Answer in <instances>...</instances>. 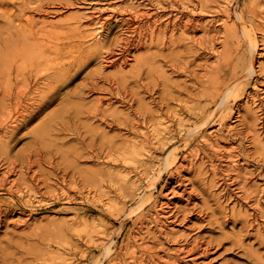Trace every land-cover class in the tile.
Listing matches in <instances>:
<instances>
[{"label":"rangeland","instance_id":"374dc122","mask_svg":"<svg viewBox=\"0 0 264 264\" xmlns=\"http://www.w3.org/2000/svg\"><path fill=\"white\" fill-rule=\"evenodd\" d=\"M92 1L0 0V177H8L5 188L0 187V209L6 213L0 216V263L5 255L10 264H38L43 254L48 258L65 257L71 243L81 264H94L100 253L92 252L82 259L83 246L75 237L69 238L79 226L73 222L75 208L83 207L72 189L76 185L73 181L79 182L81 170L108 172L102 157L111 147L117 148L131 138L121 123L143 122L146 118L155 126L161 121L172 125L171 135L151 139L158 152L147 167L156 185L146 188L145 184L133 205L128 200L132 209L147 198L146 211L157 203L151 213L159 215L163 224L144 226V231L149 229L150 235H145L148 243L162 250V256L178 257L180 264H264V154L259 148L264 146V73H260L264 66V32L250 26L246 29L257 42L254 66L258 73L238 103L230 100L234 118L220 124L217 115L202 129L203 135L195 134L191 142L195 158H188L180 166L189 152L180 137H186V130L200 127L185 115L186 127L179 133L174 111L179 101L187 102L197 92L196 78H201L206 67L217 64L224 31L221 23H214L219 17L213 8L198 15L197 29L176 34L174 45L171 33L165 41L162 36L158 39V33L138 41L143 33L127 32L114 19L101 29L91 21L93 12L104 10L103 4L111 2L125 16L134 6L159 15L163 21L168 12L164 0ZM184 1L177 0L182 11ZM212 1L214 5L223 3ZM263 1L232 0L231 23L239 22L253 3ZM107 13L102 12L104 16ZM27 18L39 38L52 43H61V39L41 36V29L78 20L86 35L85 46L96 53L77 76L53 89L56 78H49L52 71L37 59V55H43L32 52L27 31L23 33L19 27V19L26 24ZM261 21L264 27V15ZM212 38L217 39L213 50L196 49L197 40L208 42ZM248 48L246 40L240 52L244 60L252 51ZM47 54L54 57V53ZM108 58L114 65L107 64ZM171 65H176L177 71ZM240 86L244 88V83ZM50 92L53 95L46 99ZM99 100L103 106L95 117ZM21 115L25 118H20L19 128L5 135L8 119ZM255 130L262 133L261 143L255 139ZM7 140L11 141L9 146ZM172 149L171 169L180 168L176 179H170L164 171V158ZM90 150L101 153L98 161ZM122 171L116 169L114 176H122ZM12 182L19 188H12ZM29 191L37 193L28 196ZM111 191L107 189L113 198ZM98 214L91 208L88 216L93 219ZM130 226L128 223L126 228ZM117 228L119 223L114 222L110 231ZM181 246L194 251L189 255L178 253Z\"/></svg>","mask_w":264,"mask_h":264},{"label":"bare ground","instance_id":"6f19581e","mask_svg":"<svg viewBox=\"0 0 264 264\" xmlns=\"http://www.w3.org/2000/svg\"><path fill=\"white\" fill-rule=\"evenodd\" d=\"M97 1L93 0L92 2L96 3ZM163 3L167 5L168 9V12L163 16V21L159 15L138 10L134 6H132V9L125 16V14L123 15L117 12L111 2H107L101 7L108 12L105 16L102 14V12H105L104 10L94 11L91 21L99 25L102 29L105 26H109L107 24L108 20L114 19L118 23L120 22L127 32L135 33L139 30L143 33V35L139 34L138 41L144 37H153L156 33H158V39L162 36L163 41H165L166 37L171 33L170 40L171 44L174 45L176 41L173 38L176 34L194 32L197 29L196 17L207 12H212L211 9H214L215 16L219 17L214 23H221L219 25H222L224 30L222 39L220 40L222 51H220V55L217 58V64L210 68L206 67L201 78H196L197 86L194 90L197 92L189 97L186 100L187 102L178 100V107L174 111V118L180 127L179 133L184 131V127H186V123H184L185 115L193 118L197 126L199 125L198 127H200L193 130H186V137L181 136L179 139L186 141V147L189 150L182 162H179L180 166H182L188 158H195L194 151L191 147L193 136L195 134L203 135L202 129L210 126L217 115H220L217 120L220 124L226 120L233 119V108L229 104L231 103L230 100L238 103L245 96V88L251 83L252 77L258 73L254 66V61L257 56V42L255 41L254 34L246 29L250 26L252 30L258 29L264 32V27H262L263 21H261L264 15V10L262 9L264 3H253L239 17L240 21H234L233 23H231L232 0H223V3L220 5H214L212 0H186L182 2L185 11L180 10L177 0H164ZM19 27L23 33L27 31L31 41L30 47L32 52L36 51L38 54L43 55V57L37 55V59L41 64L48 66L47 69L49 71H52L48 75L49 78L51 76L56 78V84L53 89L58 88L60 83L64 84L69 79L77 76L82 67L96 53L95 49L85 46L86 35L83 34L81 30L82 24L78 20L73 23L64 22L62 25H52L53 29L49 30L45 28L41 29V36L49 35L53 41L61 39V43L41 40L38 36L39 32L34 30L29 18L26 19V24H22V19H19ZM241 29L245 40L242 39ZM216 40V38H212L208 42L197 40L196 49H202L203 51L207 49L213 50ZM246 40L249 48H252V51L248 54L249 58L244 60L240 56V52ZM124 41L127 44L130 42L128 38ZM47 53H54V57H49L50 55ZM106 61L108 65H114V61L110 60V58L106 59ZM48 62L51 63V66ZM123 65H126V62ZM172 69L177 71L176 65H173ZM260 73H264V66L261 67ZM244 80L246 82H243ZM36 83L39 84L38 81ZM242 83H244V88L240 86ZM51 93L46 99L50 95H53ZM256 101H253V105ZM97 104L94 111L95 117L98 115V110L103 106L100 100ZM248 110L253 111L250 106H248ZM256 114V111H254V115ZM21 117L25 118V116L21 115L19 118L17 116L16 118L10 117L8 119V124L5 127V135H10L19 128ZM257 118L259 117L256 116L255 120ZM121 124L127 128L131 138L125 140L117 148L115 146L111 147L105 153L104 157H102L109 171L81 170L79 174L80 180L78 182L82 183L81 187L78 186L76 180L73 181L76 185L72 189L76 192L77 197L81 199L83 207L75 208L73 222L79 226L74 233H70L69 238L73 239L75 237L77 243L83 246L82 259H86L89 253H100L94 259V264H180V259L174 255L168 254L166 257L162 256L160 254L162 250L157 249L154 244L148 243L147 238L149 237L145 236L146 234L150 235L149 229L144 231L146 224L153 222L157 225L163 224L159 215L154 217V214L151 213V209L156 208L157 203L146 211L148 199L143 197L138 206L132 209L128 207L130 202V205H133L136 197L140 194L139 191H141L145 184H147L146 188L156 185L155 181L150 180V168L147 167V163L153 162L154 160L152 155L158 152V148L151 145V139H157L160 136H165V134H170L171 131L169 132V130L172 125L168 126L166 122L161 121L155 126L147 122L146 118L143 122L140 120H126ZM141 130L144 132L142 133ZM254 132L255 139L261 143L262 133L258 130ZM6 137L3 138L6 139ZM10 137L12 138V136ZM177 138L175 137L174 140ZM10 143L11 141L7 140L6 146H9ZM161 144L166 145L165 143ZM259 148L264 154V146ZM90 152L93 153L92 158L98 161L101 153L91 150ZM161 153L166 154L164 150ZM174 154L175 152L172 149L164 158V171L169 174L170 179H176V172L178 175L180 169L179 167H175V170L171 169L174 163L172 160ZM229 154L231 155L232 153L230 152ZM116 169H119V171L123 170V175L114 176ZM160 177L161 175L159 174L158 178ZM7 182V175L0 177L1 188H5ZM180 184L182 183H179L178 186ZM16 187L19 188V184L12 182V188ZM108 188L110 191L113 189L111 191L113 198L108 196ZM32 192L35 195L37 193L36 191H29L27 195L31 196ZM63 195H66V193ZM8 206H13V204L10 205L9 203ZM91 208H95L99 213L93 219H90L88 216ZM3 212L0 209V216L6 214ZM125 216L126 218L123 219ZM114 222L119 223V228L112 232L110 228L114 225ZM128 223H131L132 226L126 228ZM68 245V253L65 257L58 255L48 258L43 254L42 257L41 255L38 257L40 259V263L38 264H75L76 262H78L76 264H81L73 245L71 243H68ZM193 251V249L187 250L184 246L177 249L178 253L187 255L191 252L193 253ZM0 264H10L8 263L6 255L2 258Z\"/></svg>","mask_w":264,"mask_h":264}]
</instances>
